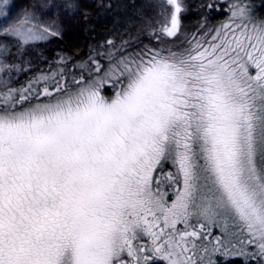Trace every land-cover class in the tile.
<instances>
[{
	"label": "snow or ice",
	"instance_id": "obj_1",
	"mask_svg": "<svg viewBox=\"0 0 264 264\" xmlns=\"http://www.w3.org/2000/svg\"><path fill=\"white\" fill-rule=\"evenodd\" d=\"M156 6L176 37L183 0ZM230 11L176 50L59 56L27 86L0 82V264H264V19ZM63 34L3 19L0 72Z\"/></svg>",
	"mask_w": 264,
	"mask_h": 264
},
{
	"label": "trees",
	"instance_id": "obj_2",
	"mask_svg": "<svg viewBox=\"0 0 264 264\" xmlns=\"http://www.w3.org/2000/svg\"><path fill=\"white\" fill-rule=\"evenodd\" d=\"M183 3L185 10L181 15L180 30L182 31L183 28V31L187 32L194 31L195 25H199L202 20L206 24L217 22L226 15L227 6L230 4L228 0H183ZM156 5L157 0H102L93 7L88 18L80 22V29L88 41L78 61L82 62L90 52L95 55L97 51H112L117 47L130 52L147 43L155 46L162 42L171 49L177 48L174 39L163 37L160 29L168 20L165 19L164 9ZM208 5L215 7L210 11ZM250 5L256 17L264 16V0L252 1ZM153 39L154 42H151ZM109 40L115 47L107 45L106 42ZM11 47L9 45V50ZM14 56L18 58L17 61L25 64H38L37 67L40 68L51 66L39 62L44 57L48 59L52 57V53L46 49H27L21 58L16 52L13 53ZM106 58L103 57L102 62Z\"/></svg>",
	"mask_w": 264,
	"mask_h": 264
},
{
	"label": "rangeland",
	"instance_id": "obj_3",
	"mask_svg": "<svg viewBox=\"0 0 264 264\" xmlns=\"http://www.w3.org/2000/svg\"><path fill=\"white\" fill-rule=\"evenodd\" d=\"M224 1V0H221ZM229 5L227 6V13L226 15L219 19L217 22H213V24H206L203 20L200 21L199 25H195V30L191 32L182 31L180 30L178 35L176 37H168L163 29L165 26H170V21H166L162 28L160 29L162 31L163 37L173 40L175 42V45L181 46L183 45L186 40L191 39L193 34H198V32H202L205 29H216L219 28L222 24H228L231 23V11L230 7L234 3V0H228ZM255 0H246V3H251ZM69 0H9L8 5L4 6L3 8H0V11L7 13V9L11 7L13 3L17 5L16 12L11 13L10 17L7 16H0V23H3V19L8 18L9 24H12L17 21L18 17H21L22 14H33L40 18L44 24H51L53 22L58 21L59 19L63 20V28H64V34L62 37L53 40L51 43H46L40 48L36 49H46L52 53V57L50 59L44 57L39 61L41 64H47V65H53L56 62L57 57L59 56H65L70 57L69 67L70 69L73 67V65H77L81 63L79 58L82 56V54L85 51V44L88 41V38L83 34V32L80 29V22L83 20H86L90 13L93 10V7L98 5L102 0H77L78 4L80 5V8L78 9L77 15L69 14L67 17L62 16V10L59 7L63 3H67ZM71 2L75 3L76 0H71ZM0 4H3V0H0ZM104 4V3H103ZM106 6V4H104ZM49 10H51V15H48ZM219 14V13H217ZM258 18L264 19V16H257ZM198 24V23H197ZM201 25L204 26V28H201ZM154 42V39L151 41ZM164 43L156 44L155 46L144 44L138 46L139 48L132 49L130 52H139L142 49L145 48H153V49H160V48H170L167 45H163ZM121 48V47H120ZM119 47L115 48L111 52L116 53L119 52H125L123 49H120ZM27 49H23V54L26 52ZM176 50L177 48H172ZM23 55L18 53V57L21 58ZM17 57L14 56L11 61H7L9 63L15 62L17 65V68L13 70V72H10L5 75V72H0V82H2L5 79H8L10 76L11 79L9 81L10 86L14 88H21L24 86H27L29 82H35L38 77H40L43 74H46L49 72L50 67L47 68H40L37 65H29L25 64L22 61H17ZM107 59V58H106ZM105 59V60H106ZM40 64V65H41ZM20 78V79H19ZM39 86V85H37ZM102 95L106 97H112L114 95V89H112L110 86L106 87L102 93ZM171 165H166V170L170 169ZM171 199V197H170Z\"/></svg>",
	"mask_w": 264,
	"mask_h": 264
},
{
	"label": "bare ground",
	"instance_id": "obj_4",
	"mask_svg": "<svg viewBox=\"0 0 264 264\" xmlns=\"http://www.w3.org/2000/svg\"><path fill=\"white\" fill-rule=\"evenodd\" d=\"M20 79V78H19Z\"/></svg>",
	"mask_w": 264,
	"mask_h": 264
}]
</instances>
